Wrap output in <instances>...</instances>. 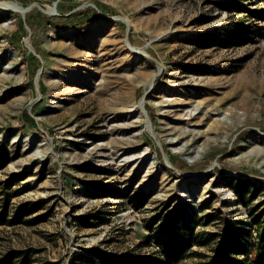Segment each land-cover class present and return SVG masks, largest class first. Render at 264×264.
Wrapping results in <instances>:
<instances>
[{
    "label": "rangeland",
    "instance_id": "rangeland-1",
    "mask_svg": "<svg viewBox=\"0 0 264 264\" xmlns=\"http://www.w3.org/2000/svg\"><path fill=\"white\" fill-rule=\"evenodd\" d=\"M0 3V261L253 254L264 0Z\"/></svg>",
    "mask_w": 264,
    "mask_h": 264
},
{
    "label": "trees",
    "instance_id": "trees-1",
    "mask_svg": "<svg viewBox=\"0 0 264 264\" xmlns=\"http://www.w3.org/2000/svg\"><path fill=\"white\" fill-rule=\"evenodd\" d=\"M231 7L233 6H228L226 9L231 11L233 9ZM238 235L239 239L230 236L224 237L213 254L204 259L200 254H192L198 259L194 263L182 261L183 254L191 249V246L187 243H178L176 238H173L168 244H162L163 249L160 252L146 258H114L98 253L94 254V257L99 264H264V222L259 225L258 241L253 245V254L246 252L247 243L244 235ZM15 255H7L0 261V264H13L12 261L18 259ZM21 264H26V262L23 260Z\"/></svg>",
    "mask_w": 264,
    "mask_h": 264
},
{
    "label": "bare ground",
    "instance_id": "bare-ground-1",
    "mask_svg": "<svg viewBox=\"0 0 264 264\" xmlns=\"http://www.w3.org/2000/svg\"><path fill=\"white\" fill-rule=\"evenodd\" d=\"M0 7H3V8H6L7 7V4H4V3H0ZM18 12H24V11H21V9H18L17 10Z\"/></svg>",
    "mask_w": 264,
    "mask_h": 264
}]
</instances>
